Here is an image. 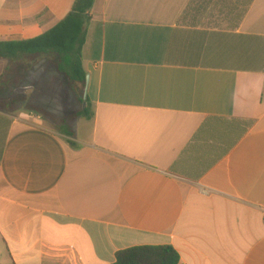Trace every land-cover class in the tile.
<instances>
[{"label":"crops","instance_id":"1","mask_svg":"<svg viewBox=\"0 0 264 264\" xmlns=\"http://www.w3.org/2000/svg\"><path fill=\"white\" fill-rule=\"evenodd\" d=\"M75 1L0 0V41L43 35ZM191 1H95L77 147L0 111V264L166 245L180 264H264V0L236 29L184 21ZM47 59H0V79L32 83Z\"/></svg>","mask_w":264,"mask_h":264},{"label":"trees","instance_id":"2","mask_svg":"<svg viewBox=\"0 0 264 264\" xmlns=\"http://www.w3.org/2000/svg\"><path fill=\"white\" fill-rule=\"evenodd\" d=\"M96 0H76L72 11L54 28L34 39L24 41H0V59H7L17 62L22 57H54L51 62L54 70L73 89L82 109L73 118H91L92 104L88 96L85 97L87 74L83 67V48L86 43L87 25L91 21L92 9ZM254 0L243 2L242 12L236 19L231 29L238 28L248 9ZM213 0H192L184 16V21L189 17L191 23L196 26V18L205 12ZM236 5L239 3L235 0ZM229 14L236 6L227 8ZM13 71L7 70L0 79V86L6 87L9 84V77ZM19 98L11 100H0V107L3 111L10 112V109L19 102ZM40 116H44L41 107L34 106L31 109ZM60 134L68 138L72 147H77L73 141L75 134L66 118L62 119L59 126ZM116 260L113 264H180L181 257L178 251L169 245L166 246H137L125 249L116 253Z\"/></svg>","mask_w":264,"mask_h":264},{"label":"rangeland","instance_id":"3","mask_svg":"<svg viewBox=\"0 0 264 264\" xmlns=\"http://www.w3.org/2000/svg\"><path fill=\"white\" fill-rule=\"evenodd\" d=\"M244 1L238 0L239 3L236 5L235 0H213L194 23L209 28L231 29L242 12ZM229 5L236 6L230 14L227 11ZM52 61L54 57H48L45 60L39 72L41 75L36 73L31 76L32 83L24 81L11 84L10 79L13 77H9V84L6 87L0 86V100L19 98V102L10 109V112L14 114L29 113L34 106L41 107L45 113L40 119L48 128L60 133L59 126L62 124V119L66 118L72 129L77 132L78 138H87L90 128L85 122L86 118L72 119L73 113L82 109V104L78 101L73 89L54 70ZM0 111H3L1 107Z\"/></svg>","mask_w":264,"mask_h":264},{"label":"water","instance_id":"4","mask_svg":"<svg viewBox=\"0 0 264 264\" xmlns=\"http://www.w3.org/2000/svg\"><path fill=\"white\" fill-rule=\"evenodd\" d=\"M88 77H87V80H86V84L88 83ZM87 96V93H86V90H85V97Z\"/></svg>","mask_w":264,"mask_h":264}]
</instances>
